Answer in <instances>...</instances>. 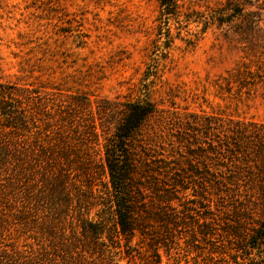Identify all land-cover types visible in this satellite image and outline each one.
Wrapping results in <instances>:
<instances>
[{"label":"rangeland","instance_id":"374dc122","mask_svg":"<svg viewBox=\"0 0 264 264\" xmlns=\"http://www.w3.org/2000/svg\"><path fill=\"white\" fill-rule=\"evenodd\" d=\"M225 4L180 0L164 22L158 0H0V83L34 113L28 130L1 136L6 152L24 156L0 160V264H68L85 249L80 218L102 215L110 191L103 143L124 103L156 105L135 144L181 175L189 154L178 126L190 133L194 116L215 114L264 121V86L240 93L223 82L249 51L239 20H218ZM61 146L65 156L54 151ZM163 171L159 190L150 180L143 189L147 209L163 220L113 240L106 221L102 238L119 264H264V246L248 239L240 248L236 234L252 228L264 201L216 194L192 173L188 188L171 189L174 170Z\"/></svg>","mask_w":264,"mask_h":264},{"label":"trees","instance_id":"16d2710c","mask_svg":"<svg viewBox=\"0 0 264 264\" xmlns=\"http://www.w3.org/2000/svg\"><path fill=\"white\" fill-rule=\"evenodd\" d=\"M179 1L158 0L159 19L166 22L170 17L175 18L179 14ZM244 3L242 0H226L218 15L221 23L239 20L237 33L249 50L245 56L247 61L237 63L223 77V82L229 90L236 85L240 93L244 89L250 91L256 86H264V28L259 26L264 13V0H244ZM253 5L256 10H247V6ZM16 90L13 85L0 83V125L3 129L0 131V160L1 157L3 160L7 159L9 155L13 159L21 157V161L23 160V153L6 152L5 147L1 145L4 142L1 136L6 133L5 130L11 133L28 130L26 128L29 122L34 121V113L31 111L27 114L25 107L20 105L22 101L15 97L23 98L15 93ZM156 112V105L151 101L136 100L124 103L113 132L104 138L103 143V163L110 185L108 198L103 203L99 219L92 220L84 215L80 218L83 235H86L88 240L83 244L85 249L77 252L75 260H70L68 264H119L115 260V254L102 238L107 229L106 221L111 220L114 227L113 234L108 235V239L113 240L114 236H134L137 231L143 230L145 221L163 220L164 217L147 209L143 189L147 187L145 182L148 180L154 190L158 189L154 179L157 178L156 174L166 170V166L168 171L174 170L170 177L171 189L179 186L178 191H183L188 188L184 177L188 178L192 173L205 178V182L215 189L216 194H243L248 199L256 197L264 201V121L223 118L215 114L200 120L194 116L195 121L188 122L190 133L185 131L184 127L178 126L183 130L179 131L177 140L182 143L186 141L185 146L189 154L185 162L187 167L181 168L184 176L176 167L167 165L164 159L156 158L155 155L147 153L141 144H135L144 124ZM54 151L62 156L67 153L63 146L59 152ZM43 154L45 155V152ZM192 160H195L194 164ZM182 163L178 162L177 165L181 167ZM60 176L63 177V173ZM239 226L240 224H236L235 228ZM236 234L242 238V244L238 245L240 248L245 246L248 239L253 241V246L263 247L264 211L251 229ZM155 253L160 258V255ZM159 262L160 260L154 261V264ZM235 263L240 264L237 260Z\"/></svg>","mask_w":264,"mask_h":264}]
</instances>
